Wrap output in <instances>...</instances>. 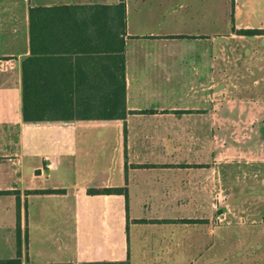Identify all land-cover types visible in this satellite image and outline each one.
<instances>
[{
	"label": "crops",
	"instance_id": "obj_1",
	"mask_svg": "<svg viewBox=\"0 0 264 264\" xmlns=\"http://www.w3.org/2000/svg\"><path fill=\"white\" fill-rule=\"evenodd\" d=\"M118 2L0 0V264H17L15 192L27 232L20 264H195L221 240V165L250 149L264 122V33L238 31L264 29V0H124L122 26L76 15L71 30L90 42L70 47L69 84H107L116 51L94 32L112 31L128 112L23 121L29 7ZM101 187L126 196L87 191ZM46 188L65 191L25 193Z\"/></svg>",
	"mask_w": 264,
	"mask_h": 264
},
{
	"label": "trees",
	"instance_id": "obj_2",
	"mask_svg": "<svg viewBox=\"0 0 264 264\" xmlns=\"http://www.w3.org/2000/svg\"><path fill=\"white\" fill-rule=\"evenodd\" d=\"M124 0L116 4L88 5H49L30 6L29 44L30 54L21 61V113L26 122L70 119H116L124 118L128 112L125 105L123 78V40L111 31L107 37L94 32L98 45L109 46L116 51L115 71L108 72L104 85H71L64 66L67 65L70 47L79 50L85 43L89 45L90 36L84 30H71V21L76 15L109 16L119 18L122 26ZM77 24L85 25L84 22ZM92 24H97L94 20ZM247 35L264 33V29H239ZM85 42V43H84ZM114 43V44H113ZM117 43L119 55H117ZM113 47L115 49H113ZM82 49V48H81ZM80 49V50H81ZM117 59L119 65L117 64ZM112 62V60H111ZM112 67V65H111ZM118 67V68H117ZM59 69V70H58ZM62 69V70H61ZM151 110H143L149 112ZM65 189H30L25 193H60ZM89 193H119L126 196V187L88 188ZM3 191H0V193ZM16 196L15 244L16 257L11 259L20 264L23 244H27L26 229L22 235L20 228V198ZM144 220V219H139ZM192 222L194 219H184Z\"/></svg>",
	"mask_w": 264,
	"mask_h": 264
},
{
	"label": "rangeland",
	"instance_id": "obj_3",
	"mask_svg": "<svg viewBox=\"0 0 264 264\" xmlns=\"http://www.w3.org/2000/svg\"><path fill=\"white\" fill-rule=\"evenodd\" d=\"M253 126L260 133L248 135L250 149L239 148L234 161L221 165V240L207 249V261L195 264H264V160H257L264 154V122L257 119Z\"/></svg>",
	"mask_w": 264,
	"mask_h": 264
},
{
	"label": "water",
	"instance_id": "obj_4",
	"mask_svg": "<svg viewBox=\"0 0 264 264\" xmlns=\"http://www.w3.org/2000/svg\"><path fill=\"white\" fill-rule=\"evenodd\" d=\"M225 209H226V207H222V208L220 209V211H218V212L224 211Z\"/></svg>",
	"mask_w": 264,
	"mask_h": 264
}]
</instances>
